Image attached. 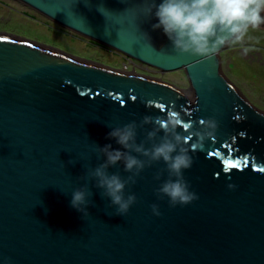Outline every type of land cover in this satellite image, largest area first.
<instances>
[{
    "label": "water",
    "instance_id": "95a60500",
    "mask_svg": "<svg viewBox=\"0 0 264 264\" xmlns=\"http://www.w3.org/2000/svg\"><path fill=\"white\" fill-rule=\"evenodd\" d=\"M15 1L162 72L185 71L194 93L0 36V264H264V113L222 73L229 47L211 61L176 53L147 13L162 0ZM173 109L219 121L184 173L200 199L175 208L158 200L154 190L168 178L154 179L161 162L126 189L138 198L127 216L115 215L91 181L82 219L71 193L106 159L95 145L124 151L111 128ZM108 171L129 175L122 163Z\"/></svg>",
    "mask_w": 264,
    "mask_h": 264
},
{
    "label": "clouds",
    "instance_id": "9594fccd",
    "mask_svg": "<svg viewBox=\"0 0 264 264\" xmlns=\"http://www.w3.org/2000/svg\"><path fill=\"white\" fill-rule=\"evenodd\" d=\"M153 11L159 21L153 25V30L162 28L176 53L198 56L203 61H211L226 46L242 42L250 28L264 25V0H162L158 5L151 4L148 15ZM243 52L246 55L249 49L243 47ZM132 100L135 102L136 97ZM152 104L150 101L147 106ZM146 126H151V130ZM219 126L215 117L196 121L173 109L161 116L145 115L139 122L132 120L110 127L108 138L115 139L124 151L114 150L111 144L103 148L95 145L98 158L106 159L94 168L89 167L86 175L79 178L84 183L71 193V206L82 214V219L90 216L88 207L93 193L89 183L95 181V187L102 189L101 195L110 201L109 207L115 208V215L127 216L138 198L135 193H126V189L135 185L146 169L161 162L166 167L157 171L154 179L161 181L165 172L168 178L154 190L157 199L167 197L172 208L193 204L200 197L191 190L192 185L184 173L195 163L193 154L204 150ZM140 130H145V140L138 142ZM119 163L129 173L127 178L108 171ZM237 187L234 183L227 184L229 191H236ZM151 211L156 217L162 215L159 204H152Z\"/></svg>",
    "mask_w": 264,
    "mask_h": 264
},
{
    "label": "rangeland",
    "instance_id": "374dc122",
    "mask_svg": "<svg viewBox=\"0 0 264 264\" xmlns=\"http://www.w3.org/2000/svg\"><path fill=\"white\" fill-rule=\"evenodd\" d=\"M8 34L18 35L33 44L59 51L78 60L89 63L96 60L99 63L95 64L110 69L116 68L120 71V69H123L124 64H127L128 69L132 68V63L128 64L127 59L129 57L126 55L65 29L15 0H0V36L4 37ZM244 42L252 46L264 45L258 42L256 37L254 39L245 37L242 42L234 45V47L241 46ZM251 58L247 55L243 59V56H240L237 50L226 49L220 53L221 71L236 86L237 90L256 109L263 113L264 65L248 63L247 60ZM260 60L264 63V56L260 57ZM135 63L138 64V62ZM138 65L139 67L135 68L138 71H136V74L139 73L142 77L163 81L184 91L186 94L194 93L185 71L161 72L159 69L146 64L139 63ZM144 72L147 74L144 75Z\"/></svg>",
    "mask_w": 264,
    "mask_h": 264
},
{
    "label": "flooded vegetation",
    "instance_id": "af4514ba",
    "mask_svg": "<svg viewBox=\"0 0 264 264\" xmlns=\"http://www.w3.org/2000/svg\"><path fill=\"white\" fill-rule=\"evenodd\" d=\"M262 15H264V13H262ZM246 35H248V36H245V37H250V38H253V39L256 37V38H258V42L264 44V40H263L264 39V25H261L259 28H256V29H251L250 28ZM242 45H243V47H247L249 49V53L248 54H246V55L244 54L242 46H238V47H234V46L231 47L230 46L228 49L237 50L238 54L240 56H243V59H245V57H247V55H248V57H252L251 59L247 60L248 63L264 65V63L260 60V57L262 58L264 56V45L263 46L262 45H260V46H258V45L252 46L251 44H248L247 42L246 43L244 42ZM250 52H254V53H250ZM93 62H96V60H93ZM96 63H99V62H96ZM146 70H148V69H146ZM149 71H151V70H149ZM143 74L146 75L147 73L144 72Z\"/></svg>",
    "mask_w": 264,
    "mask_h": 264
},
{
    "label": "built area",
    "instance_id": "2783aa9c",
    "mask_svg": "<svg viewBox=\"0 0 264 264\" xmlns=\"http://www.w3.org/2000/svg\"><path fill=\"white\" fill-rule=\"evenodd\" d=\"M127 57H128V56H127ZM127 61H128V64H129V63H132V66H131L132 68L130 67L131 69H128V68H127V64H124L123 69H125V70L127 71L128 74L139 75V73L136 74L138 71L135 70V68H138V67H139V65H138L139 63H140V64H143V63H141V62H139V61H137V60H134V59H132V58H130V57L127 59ZM135 62H138V64L135 63ZM143 65H144V64H143ZM143 69H145V68H143ZM132 70H133V71H132ZM134 70H135V71H134ZM120 71H121V69H120ZM136 71H137V72H136ZM161 72H162V71H161Z\"/></svg>",
    "mask_w": 264,
    "mask_h": 264
},
{
    "label": "bare ground",
    "instance_id": "6f19581e",
    "mask_svg": "<svg viewBox=\"0 0 264 264\" xmlns=\"http://www.w3.org/2000/svg\"><path fill=\"white\" fill-rule=\"evenodd\" d=\"M8 36H10V37L13 36V37L17 38L18 40H24L23 38H21V37L18 36V35L8 34ZM28 39H29V38H28ZM28 39H27V40H28ZM38 43H39V42H38ZM76 59H77V58H76ZM91 63H92V62H91ZM95 63H96V62H93V64H95ZM121 72L124 73V74H128L127 71H126L125 69H121ZM259 111H260V110H259ZM263 113H264V112H263Z\"/></svg>",
    "mask_w": 264,
    "mask_h": 264
}]
</instances>
